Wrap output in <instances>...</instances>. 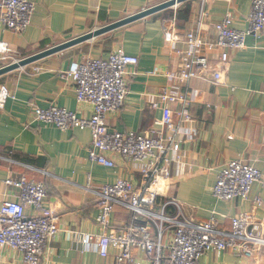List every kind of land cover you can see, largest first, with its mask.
<instances>
[{
    "label": "crops",
    "instance_id": "0c3cea01",
    "mask_svg": "<svg viewBox=\"0 0 264 264\" xmlns=\"http://www.w3.org/2000/svg\"><path fill=\"white\" fill-rule=\"evenodd\" d=\"M29 1L34 3V12L28 28L14 32L0 25V40L19 59L167 0ZM249 12L250 0H186L0 76V85L7 86L11 94L0 108V205L19 194L7 180L41 182L46 187L45 204L55 212L59 227L38 264H114L115 249L102 258L95 241L80 242L83 235L104 231L95 221L96 192L120 177L136 187L143 185L136 165L117 154H110L116 163L113 168L87 158L88 129L60 130L33 117L35 107L54 105L89 118L92 104L78 102L74 83L60 74L88 57L107 58L116 48L136 56L138 63L135 74L128 76L123 106L108 114L110 130L137 134L149 130L161 116L162 92L172 96L186 92L189 100L187 112L193 122L181 127L182 159L171 163L166 192L157 198L153 210L175 198L186 217L205 221L215 216L218 229L224 232L232 230L234 216L247 212L253 217L250 228L264 234V28L257 38L247 36L243 49L229 51L224 86L198 78L182 83L177 75L185 57L176 50H184L185 45L164 38L169 21H174L179 34L198 29L205 42H213L216 22L230 14L232 27L245 30ZM200 53L211 60L219 56L218 50ZM7 63L8 59L0 57V67ZM169 105L179 109L177 103ZM234 159L254 166L262 177L246 200H218L212 193L217 174ZM165 213L172 216L176 209L168 206ZM131 217L129 209L115 204L110 227L125 228ZM172 236L168 230L164 245L171 243ZM168 253L164 248L160 264L167 263ZM135 255L142 263L152 264L142 252L135 251ZM0 264H24L21 252L0 246ZM197 264H264V248L252 249L247 255L208 251Z\"/></svg>",
    "mask_w": 264,
    "mask_h": 264
},
{
    "label": "built area",
    "instance_id": "2783aa9c",
    "mask_svg": "<svg viewBox=\"0 0 264 264\" xmlns=\"http://www.w3.org/2000/svg\"><path fill=\"white\" fill-rule=\"evenodd\" d=\"M33 12L34 3L29 0H0V25L22 32L30 25ZM232 22L231 15H225L214 24L215 40L205 42L198 29L182 35L177 32L174 21H169L164 32L165 40L185 45L184 50H176L185 57L177 75L182 83L198 78L217 86L227 84L225 68L229 51L243 49L247 36L259 37L264 28V0H250L245 30L233 28ZM203 49L218 50V58L209 59L200 53ZM0 57L8 59L9 63L19 59L2 40ZM137 63L136 56L116 48L107 58L88 57L60 74L74 83L78 102L92 104L89 118L54 105L33 109L34 119L53 124L60 130L88 129L91 132V142L86 149L89 160L113 168L116 163L110 154H117L126 163L136 165L141 174V187L123 177L101 186L96 192L98 214L95 221L104 231L83 235L80 242L95 241L102 258L110 255L111 248L115 249L114 264H145L136 257L135 251L142 252L152 264H160L166 247L169 251L166 264H197L208 251L230 250L247 255L252 249L264 248V234L250 228L251 213L234 216L232 230L224 232L218 229L215 216L205 221L186 217L175 198L161 203L158 211L153 210L157 198L166 192L171 163H179L182 159L179 151L181 127L193 119L187 112L189 100L186 92L174 96L162 92L160 100L164 106L161 116L149 130L141 134L110 130L106 122L108 114L123 106L128 95V76L135 74L133 70ZM9 97L7 86L0 85V108ZM168 102L177 103L179 109L173 110ZM261 177V172L246 161L230 160L218 172L212 193L221 201L246 200L252 186ZM6 182L16 186L19 194L17 199L3 201L0 205V246L21 252L24 264H38L46 243L59 231L55 212L45 204L46 187L41 182L25 178ZM115 204L129 209L132 214L131 224L125 228L110 227ZM168 206L175 207L174 215L165 213ZM28 208L31 209L29 212ZM168 230H172L173 236L166 246L163 241Z\"/></svg>",
    "mask_w": 264,
    "mask_h": 264
},
{
    "label": "water",
    "instance_id": "95a60500",
    "mask_svg": "<svg viewBox=\"0 0 264 264\" xmlns=\"http://www.w3.org/2000/svg\"><path fill=\"white\" fill-rule=\"evenodd\" d=\"M183 1H186V0H167L165 2H162L158 5H155V6H152L150 8H147L145 10H142L140 12H137L135 14H132V15H129V16H126L125 18L123 19H120L116 22H112L110 24H107L105 26H102L100 28H97L95 30H92L90 32H87L85 34H82L80 36H77L75 38H72L70 40H67L61 44H58V45H54L50 48H47L45 50H42L38 53H35L31 56H28V57H25V58H21V59H18L17 61L15 62H10V63H7L3 66L0 67V76L5 74V73H8L12 70H15V69H18L20 67H23V66H26L30 63H33L37 60H40L46 56H49L51 54H54V53H57V52H60L62 50H65L69 47H72L74 45H77L79 43H82L84 41H87V40H90L94 37H97V36H100L104 33H107L109 31H112L118 27H121L125 24H128L132 21H135V20H138V19H141V18H144L146 16H149L153 13H156L158 11H161L163 9H166V8H169V7H172V6H175Z\"/></svg>",
    "mask_w": 264,
    "mask_h": 264
}]
</instances>
